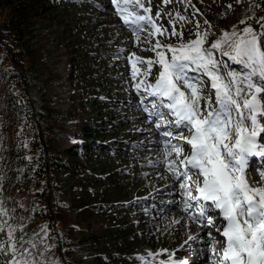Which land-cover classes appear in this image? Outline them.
I'll use <instances>...</instances> for the list:
<instances>
[{"label":"rangeland","instance_id":"obj_1","mask_svg":"<svg viewBox=\"0 0 264 264\" xmlns=\"http://www.w3.org/2000/svg\"><path fill=\"white\" fill-rule=\"evenodd\" d=\"M69 3L71 9L68 12L74 15L68 20H74L73 24L78 35V38H75L77 41L74 48L68 46L62 37V27L58 28L50 21L32 23L31 33L26 37V46L30 51L35 52L34 55L38 56L39 61L31 66L24 65L26 67L19 63L9 64L11 72L22 80L26 91L29 92L34 109L40 114L41 127L50 130L53 146L56 147L59 158L64 159V150L75 145L79 140L78 124L82 117L105 123L103 126H111L110 131H106L101 140L104 146L103 152L95 161V165L88 167L86 171L87 180L93 178L94 181H99V191H102L103 187L112 190L111 201L121 213L118 216L124 226L123 232L132 237L128 242L129 249L126 253L131 264H160L158 253L164 252L165 249L168 250L167 254H172L171 258H175V261L182 260L186 264H208L207 248L210 242L207 233L212 231L214 236L217 234H214V230L210 228L197 227L201 225L199 223H195L197 230L191 228L190 231V227L194 225L188 214L182 222L183 210L180 209V205L183 204L184 197L178 188L180 181L170 177L168 165L162 162L170 158L165 157L166 149L159 143L161 139L159 133H150L149 129L155 127L154 121L150 122L153 118L142 111L140 97L134 88L136 81L130 79L131 64L128 57L131 53L134 52L137 56L145 58L154 55L153 52L144 50L148 48V44L144 42L146 33L141 32L140 40L134 43L135 37L119 19L111 0H70ZM145 3L148 6L147 0ZM228 5L232 7L229 8ZM257 5L258 0H190V3L188 0H172L168 4H163L162 0H152L151 14L156 17L157 12H160L156 23L166 28L168 33L172 32L173 24L177 32H182V37L179 35L157 37L163 44L175 45L181 39L193 40L196 39V32L207 31L209 36L205 46H210L222 37V33L216 31V28H220L218 25L220 20L245 19L250 12L252 14ZM167 13L171 15H166ZM181 16L184 17L183 20L179 19ZM254 20L252 24H255L258 30V19ZM170 21L172 23H169ZM197 23L200 25L199 28L196 26ZM236 28L239 30L243 26L238 24ZM121 49L126 51L121 52ZM95 57L97 58L95 63H90L89 60ZM221 59L226 64L231 62L234 66H238L239 72L245 71L240 64L233 62L229 57L224 56ZM87 66L94 68L91 74H102L101 77L106 82L99 85L101 89L94 93L87 91V83L91 79L88 78L90 72L84 71ZM156 71L154 67L153 75ZM4 80L10 84L11 79ZM11 84L13 86L12 81ZM89 98L102 101L101 106L84 107V103ZM104 106H107L109 113L112 112V116L102 111ZM111 142L116 144L112 145L116 146L115 149L109 147ZM153 152L155 154L151 156ZM163 173L168 177L165 183L162 182L163 180L155 183L158 176ZM249 176L253 181H260V178H255L253 174ZM63 178L62 172L48 173L44 184L41 185V189L44 190L39 194L38 200L49 205L51 214L54 211L68 212V217L72 221L75 215L64 202V199L68 198V193L63 182L60 181ZM170 181L175 185L170 187ZM162 184L166 186L161 190ZM177 192L178 194H174ZM14 201L19 205V212L12 208L11 202ZM33 205L39 204L37 200L34 202L32 195L25 196L23 200L16 194L14 199L13 195H5L3 190H0V207L9 210L6 219L17 227L15 233L17 240L22 238L25 242L36 243L37 251L42 253L38 255L42 264L65 263V257L54 244L56 236L64 240L69 238L70 242L76 244L79 240L85 239L88 247L83 252L76 251L71 262L65 264H98L99 252L87 238L91 236L93 230L98 231L100 228L108 227L103 223L104 218L92 223L90 227L76 225V229L69 231L56 226L55 215H49L46 220L38 223L35 232L28 224V211ZM163 209L173 211L174 218L172 220L167 218L166 221L162 218L158 219L157 215L163 214L165 217L167 214L162 212ZM46 211L48 212L49 209ZM114 211L117 210L113 209L112 212ZM209 214L211 215V211ZM160 220H162L161 224ZM44 225H47L46 231L42 230ZM5 238L4 234L0 233V239ZM39 240L44 241L38 243ZM189 241L192 243L189 244ZM24 246L31 247L27 243ZM195 246L198 247V252H194ZM150 253L154 255H149ZM0 254L3 255L0 264H6L11 259L8 254ZM141 257H145L146 260H142Z\"/></svg>","mask_w":264,"mask_h":264},{"label":"snow or ice","instance_id":"obj_2","mask_svg":"<svg viewBox=\"0 0 264 264\" xmlns=\"http://www.w3.org/2000/svg\"><path fill=\"white\" fill-rule=\"evenodd\" d=\"M151 2L146 6L145 0H111L134 43L144 32V50L154 53L149 58L131 53L129 75L136 81L141 109L153 118L150 122L170 158L164 162L180 181L183 211L223 238L207 233L208 264H264V170L258 173L259 182L251 180L248 171L251 157H264V17L257 20L259 31L248 24L254 17H246L240 21L243 29L225 31L210 46H205L207 31L196 32L193 40L163 44L157 37H182V32L174 24L171 33L157 25L160 12L152 16ZM224 56L245 71L229 70ZM8 216L9 210L0 207V233L6 237L0 239V253L11 256L6 264H42L36 243L17 240V227Z\"/></svg>","mask_w":264,"mask_h":264},{"label":"trees","instance_id":"obj_3","mask_svg":"<svg viewBox=\"0 0 264 264\" xmlns=\"http://www.w3.org/2000/svg\"><path fill=\"white\" fill-rule=\"evenodd\" d=\"M69 2L70 0H0V190H3L5 195H13L14 199L18 194L23 200L25 196L31 195L34 202L37 200L39 205H33L28 211V224L35 232L38 223L46 220L49 215H55L56 226L69 231L76 229V225L90 227L92 223L104 218L103 223L108 227L93 230L91 236L87 238L99 252L97 263L130 264L126 253L132 237L123 232L124 226L118 216L121 213L111 201L112 190L103 187L102 191H99V181H94L93 178L87 180L86 173L88 167L95 165V161L103 152L101 140L106 131H110L111 126H103L105 123L82 117L78 124L80 142L64 150V159L59 158L56 147L53 146L50 130L41 127L40 114L35 111L29 92L26 91L22 80H19L8 66L13 63L31 66L39 61L38 56L34 55L35 52L26 46V37L31 33L32 23L50 21L58 28L62 27V37L68 46L74 48L78 35L74 20H68L74 15L68 12L71 9ZM248 17H254L248 20V24L256 29L257 26L252 24V21L264 17V0H258L257 7ZM241 20L243 19H222L218 22L220 28H216V31L222 34L225 31L231 32L238 24L244 28ZM261 41L264 45V37ZM96 60L95 57L89 61L95 63ZM89 66L84 70L90 72L88 78H91L87 83V91L94 93L101 89L99 85L106 82L101 77L102 74H91L94 68ZM6 78L11 79L10 84L6 83L4 80ZM100 103L102 101L89 98L84 107L95 108L101 106ZM102 111L112 116L107 106H104ZM59 172L64 175L60 181L68 193V198L64 199V202L75 215L72 221L68 217V212L54 211L51 214L49 205L38 200L39 194L44 190L41 189V185L44 184L48 173ZM11 205L19 212V205L15 201L11 202ZM113 209L117 211L112 212ZM42 241L44 240H39L38 243ZM54 244L65 257V263L71 262L76 251L79 253L88 249L85 239L79 240L76 244L70 242L69 238L64 240L56 236ZM0 258H3V255L0 254Z\"/></svg>","mask_w":264,"mask_h":264},{"label":"bare ground","instance_id":"obj_4","mask_svg":"<svg viewBox=\"0 0 264 264\" xmlns=\"http://www.w3.org/2000/svg\"><path fill=\"white\" fill-rule=\"evenodd\" d=\"M115 13V12H114ZM119 19L121 20V18L119 17ZM122 21V20H121ZM123 22V21H122ZM147 127V126H146ZM146 130V129H145ZM151 132L150 133H152V132H155V133H158L157 132V130L156 129H154V128H151V129H149ZM155 133H153V135H155ZM151 135V134H150ZM157 135V134H156ZM149 138V137H148ZM145 140H147V139H145ZM155 141V140H154ZM149 144V143H148ZM154 145H156V144H154ZM148 148V147H147ZM154 149V148H153ZM155 153L153 152L152 154H151V156L152 155H154ZM157 155V154H156ZM153 159H154V157H153ZM161 161V160H160ZM158 162V161H157ZM162 162H164V161H162ZM160 164H162V163H160ZM159 166V165H158ZM154 167V166H153ZM161 169V168H160ZM153 170V169H152ZM157 170V169H156ZM162 171V170H161ZM256 171L257 172H259V169L258 168H256ZM149 173V172H148ZM168 172H166V174H167ZM155 174V173H154ZM153 175V174H152ZM157 175V174H156ZM169 175H170V177L173 179L174 178V176L172 177V172L170 171L169 172ZM158 176V175H157ZM161 178H163V179H161ZM149 179V178H148ZM166 179H168V177L167 176H165L164 175V173L162 174V175H160V176H158V178L155 180V183H158L159 182V180H163L162 182H164ZM171 179V180H172ZM151 180V179H150ZM171 183H170V187L174 184L175 185V183L173 182V181H170ZM161 183V182H160ZM165 183V182H164ZM180 183V182H179ZM166 184H167V182H166ZM166 184L165 185H163L162 184V187L160 188L161 190H162V188L164 189V187L166 186ZM149 185V184H148ZM160 185V184H159ZM151 186V185H150ZM179 188V187H178ZM159 189V188H158ZM167 189V188H166ZM162 192V191H161ZM162 206V205H161ZM171 206H173V205H171ZM165 210V211H164ZM149 211V210H148ZM147 211V212H148ZM162 212H165V213H167L166 215H165V217H164V215L163 214H160V215H157V216H159L158 217V219H160V218H162L164 221H166V219L168 218V219H170V220H172V218H174V215H175V213L173 212V211H169V210H166V209H163L162 210ZM157 214V213H156ZM182 214V222L184 221V219H185V214H183V212L181 213ZM180 214V215H181ZM177 217V216H176ZM145 220V219H144ZM175 220H176V218H175ZM168 222V221H167ZM173 222V221H172ZM178 222V221H177ZM181 222V221H180ZM160 224L162 223V220H160V222H159ZM190 223V222H189ZM159 224V225H160ZM172 224V223H171ZM183 224V223H182ZM192 224L194 225L193 227H190V231H191V228H193V229H196V224L195 223H193L192 222ZM169 225V224H168ZM172 226V225H171ZM183 226V225H182ZM191 226V225H190ZM173 227V226H172ZM195 227V228H194ZM197 227H199V225L197 226ZM163 228V227H162ZM177 228V227H176ZM188 228H189V226H188ZM171 229V228H170ZM198 229V228H197ZM196 229V230H197ZM201 230V229H200ZM188 232H189V230H188ZM197 232V231H196ZM190 233V232H189ZM182 234V233H181ZM192 234H193V232H192ZM190 235V234H189ZM153 236V235H152ZM182 236V235H181ZM196 236V235H195ZM179 237V236H178ZM188 237V236H187ZM195 238V237H194ZM175 239V238H174ZM191 239H192V237H191ZM193 240V239H192ZM199 242V241H198ZM207 240H206V244H207ZM210 242V241H209ZM178 243V242H177ZM190 243H192V242H190L189 241V244ZM200 244V243H199ZM193 250H194V252H198V247H194L193 248ZM171 254V253H170ZM158 255H160V260H169V254H167V253H164V252H159L158 253ZM171 261H175L173 258H171V260H169V263H171Z\"/></svg>","mask_w":264,"mask_h":264}]
</instances>
